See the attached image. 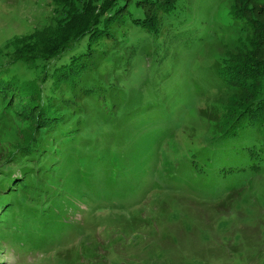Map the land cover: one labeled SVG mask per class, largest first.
<instances>
[{
  "label": "rangeland",
  "instance_id": "obj_1",
  "mask_svg": "<svg viewBox=\"0 0 264 264\" xmlns=\"http://www.w3.org/2000/svg\"><path fill=\"white\" fill-rule=\"evenodd\" d=\"M57 1L0 0V55L12 54L15 39L57 38L70 19L77 25L79 15L91 16L93 0H83V13L71 0ZM170 2L153 32L155 0L119 1L127 22L111 54L123 60L105 85L128 94L141 89L148 109L113 114L101 128L95 111L106 102L84 91L90 134L82 138L89 143L79 150L78 142L62 141L65 154L46 144L53 158L27 165L25 188H0V264H264V165L253 170L242 153L263 136L243 127L220 137L236 90L218 75L263 34L264 16L256 32L246 9L258 11L264 0ZM8 62L1 178L5 170L18 173L16 147L38 113L27 106L37 69L27 60ZM104 65L101 73L110 68Z\"/></svg>",
  "mask_w": 264,
  "mask_h": 264
},
{
  "label": "trees",
  "instance_id": "obj_2",
  "mask_svg": "<svg viewBox=\"0 0 264 264\" xmlns=\"http://www.w3.org/2000/svg\"><path fill=\"white\" fill-rule=\"evenodd\" d=\"M119 1L93 0L89 3L93 7L90 9V11L92 10L90 18H81L82 16L79 15L75 21L77 25L74 24L73 19H70L69 25L63 28L66 31L62 30V33L59 34L60 37L52 38L50 35L49 38H45L48 33H41L39 37H36L35 42L26 39L28 36L21 37L18 40L15 39L13 43H8L10 48H14L11 55L6 57L0 55L3 57H0L1 101L5 100L1 93L9 94L11 92V89L5 85L8 84L9 67H6L7 64L9 66L8 60H27V65L37 69V78L28 87L30 93L33 92V99L27 102V106H30V109L38 110L35 115L36 127H32V132L26 133L27 136L21 145L16 147L20 157L15 160L16 166L19 167L18 173L5 172L7 171L5 170L4 178L0 177V188L3 192L13 193L20 187L25 188L27 165L37 166L41 160L45 163L49 158H53L50 157V144L55 151L65 154L68 150V146L63 147L65 143L69 145L70 142H78L79 150H81V145L89 143L87 139L82 138V136L87 137L90 134L89 128L83 120L87 103L84 100L86 97L82 96L84 91L89 88L97 93L98 102L102 101L100 97H103L106 102L105 105L98 106L95 111L97 116H101L96 121L101 128L113 122V120L111 121L113 114L133 117L136 116L140 108L148 109L141 96V89H136L128 94L122 89H117L114 84L105 85L111 77L110 69L113 71L116 63L123 60V57L120 56V59L115 61L111 54V49L116 46V36L118 38L121 36L127 22V17L119 14L124 10ZM56 2L58 1L56 0ZM70 2L77 8L80 7L78 9L83 13L81 10L84 5L83 0H71ZM61 3L65 4L63 1ZM170 4V0H163V3L155 0V3L149 5L158 6L155 8V24L151 26L154 28L153 32L158 29L159 14L168 12L171 9ZM249 5L250 10L248 8L246 10L250 13V20L247 22L257 32L256 28H258L259 22L263 21L259 17L264 16V7H259L257 11L256 6ZM119 28L123 30H119ZM262 31L263 34H260L259 38L254 35L251 39L249 51H246L245 54H237L236 60L232 63L234 68L226 66L220 68L218 72L221 79L236 90L234 93L236 100L232 106L234 109L227 110L229 117L224 121L226 127L222 126L225 130L220 132V137L235 136L238 130L243 127L258 128L263 136L261 145L249 147L242 152L244 154L247 152L248 162L254 164L253 170L256 171L264 165V30ZM108 43L111 45H107ZM257 45L261 46L262 52L255 51ZM36 59L41 62L38 63ZM107 62L110 63L109 70H102L103 73H101L100 68L105 69L104 63ZM129 67L130 62L127 61L124 67L125 74L129 71ZM39 124L41 125L38 127ZM31 126L32 123L29 127ZM57 135L61 137L60 145L54 143V140H57ZM65 140L67 142L62 143ZM16 150L11 152L10 158L17 154ZM30 158H33V161H30ZM55 162L59 163L58 157Z\"/></svg>",
  "mask_w": 264,
  "mask_h": 264
}]
</instances>
